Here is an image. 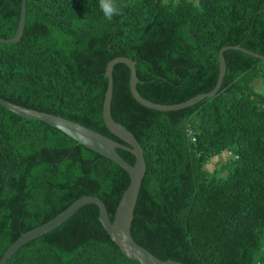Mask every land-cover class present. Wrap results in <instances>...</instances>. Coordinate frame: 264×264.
Returning <instances> with one entry per match:
<instances>
[{"label":"trees","instance_id":"16d2710c","mask_svg":"<svg viewBox=\"0 0 264 264\" xmlns=\"http://www.w3.org/2000/svg\"><path fill=\"white\" fill-rule=\"evenodd\" d=\"M20 3L0 0L1 39L13 36ZM124 4L108 22L98 0H25L19 42L0 43V98L126 146L102 121L105 69L113 59L135 62L143 99L176 105L214 88L221 48L264 57V0ZM223 58L215 96L168 112L139 105L128 68L112 69L111 118L134 137L145 162L130 235L160 261L264 264V61L237 50ZM116 152L134 164L129 152ZM223 152L231 158L218 170L204 169ZM128 184L109 160L0 106V259L22 233L83 196L100 199L112 220ZM4 264L137 263L109 239L96 206L86 205Z\"/></svg>","mask_w":264,"mask_h":264},{"label":"water","instance_id":"95a60500","mask_svg":"<svg viewBox=\"0 0 264 264\" xmlns=\"http://www.w3.org/2000/svg\"><path fill=\"white\" fill-rule=\"evenodd\" d=\"M24 24L25 0H21L16 30L10 39L0 38V43H18L22 35ZM226 50L241 51L249 56L264 61V57L251 51L245 50L240 46L223 47L218 53V75L214 88L209 93L198 95L186 102L176 105H158L143 99L135 89L137 83V78L135 75V62H132L125 57L115 58L110 61L105 69V75L107 77V87L102 104V121L108 132L117 140L126 144V146H122L121 144L110 138H107L93 130H90L84 126L61 118L59 116L38 112L32 109H26L24 107L12 104L0 98V106L5 110L18 117L27 120L38 121L47 125L50 128L58 130L66 137L73 140L77 145L82 146L93 153H96L102 158H105L111 163L118 166L126 173L129 179V184L118 201L112 220L107 214L106 208L100 201V199L92 196H83L74 201L72 204H70L65 210L56 215L52 220L28 232L22 233L18 237V239L13 244H11L5 251V253L0 259V264H4L23 245L54 230L59 225L67 221L77 210L86 205L96 206V208L98 209V221L105 230L109 239L119 249L120 253L126 259L133 261L137 264H181L179 262L171 260H158L145 249L138 246L133 241L130 235L133 211L135 208L140 185L145 174V162L143 159L141 147L134 139V137L123 126L115 123L111 118V73L113 67L116 64H122L128 68L130 94L132 98L142 107L160 112L177 111L188 108L205 98H212L213 96H215L221 86L222 79L225 74V62L223 58V52H225ZM117 149H122L124 151L129 152L134 157V164L130 165L123 159H121L116 152Z\"/></svg>","mask_w":264,"mask_h":264},{"label":"clouds","instance_id":"9594fccd","mask_svg":"<svg viewBox=\"0 0 264 264\" xmlns=\"http://www.w3.org/2000/svg\"><path fill=\"white\" fill-rule=\"evenodd\" d=\"M98 4L103 17L108 22L119 16L125 6L124 0H98Z\"/></svg>","mask_w":264,"mask_h":264},{"label":"rangeland","instance_id":"374dc122","mask_svg":"<svg viewBox=\"0 0 264 264\" xmlns=\"http://www.w3.org/2000/svg\"><path fill=\"white\" fill-rule=\"evenodd\" d=\"M193 2H196V0H191ZM255 90L260 91L261 85L258 82H255L254 84ZM231 158V155L228 152H223L219 156H216L212 159H210L204 166V169H206L209 172H213L215 170H218L227 160ZM226 172L223 171L222 175H225Z\"/></svg>","mask_w":264,"mask_h":264}]
</instances>
